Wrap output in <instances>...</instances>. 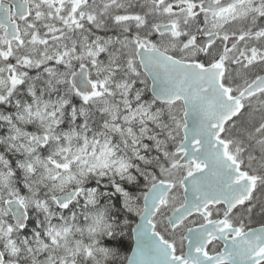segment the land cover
<instances>
[{"label":"snow or ice","instance_id":"snow-or-ice-1","mask_svg":"<svg viewBox=\"0 0 264 264\" xmlns=\"http://www.w3.org/2000/svg\"><path fill=\"white\" fill-rule=\"evenodd\" d=\"M0 264H264V0H0Z\"/></svg>","mask_w":264,"mask_h":264}]
</instances>
